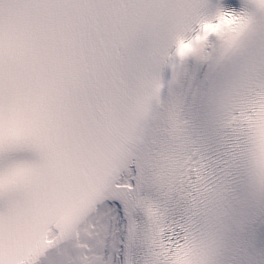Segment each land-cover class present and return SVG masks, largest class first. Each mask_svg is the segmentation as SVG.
Masks as SVG:
<instances>
[{"label":"snow or ice","instance_id":"snow-or-ice-1","mask_svg":"<svg viewBox=\"0 0 264 264\" xmlns=\"http://www.w3.org/2000/svg\"><path fill=\"white\" fill-rule=\"evenodd\" d=\"M0 264H264V0H0Z\"/></svg>","mask_w":264,"mask_h":264}]
</instances>
